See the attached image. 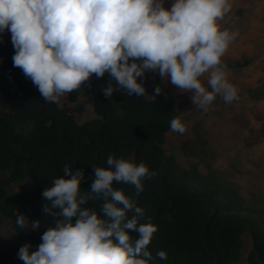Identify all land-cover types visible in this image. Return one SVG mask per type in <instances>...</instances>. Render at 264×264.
<instances>
[{
  "label": "clouds",
  "instance_id": "clouds-1",
  "mask_svg": "<svg viewBox=\"0 0 264 264\" xmlns=\"http://www.w3.org/2000/svg\"><path fill=\"white\" fill-rule=\"evenodd\" d=\"M231 11L232 0H171L170 7L165 0H0V33L10 32L13 66L45 102L58 103L83 85L90 87L93 76L100 79L106 73L107 85L101 88L105 97L120 89L146 97L142 78L154 72L179 92L192 93L191 103L207 112L218 95L226 103L238 99L222 62L237 36L220 23ZM206 73L207 87L201 80ZM155 93H160L157 87ZM170 128L186 131L179 118L170 121ZM106 164L91 166L90 190L81 188L84 170L68 165L44 188L42 214L54 226L43 232L37 250L30 252V244L19 248L24 264L153 261L148 246L157 227L150 218L140 223L144 210L114 185L133 186L138 196L143 181L157 173L143 162L113 155ZM90 201H100L99 210L82 207ZM14 215L18 228L39 229L40 220L29 222L16 209ZM156 256L167 259L164 251Z\"/></svg>",
  "mask_w": 264,
  "mask_h": 264
},
{
  "label": "trees",
  "instance_id": "trees-1",
  "mask_svg": "<svg viewBox=\"0 0 264 264\" xmlns=\"http://www.w3.org/2000/svg\"><path fill=\"white\" fill-rule=\"evenodd\" d=\"M13 55L11 34L6 30L0 33V215L14 225L17 253L25 244L31 245L30 252L37 250L43 232L54 226L51 217L42 214V191L53 178L63 175V167L82 168L81 188L90 190L91 166L107 168V157L113 155L143 162L157 173L143 181L138 196L133 186L114 185L144 210L140 223L150 218L157 227L148 246L153 256L150 264H231L242 257L246 264H264V201L213 182L195 166L184 167L165 153L170 121L178 116L159 80V94L148 81L146 97L129 96L120 89L107 98L101 88L107 85L108 74L100 79L93 76L90 87L85 84L66 94L70 103H77L83 94L95 115L79 124L74 114L83 113V104L59 107L45 102L31 80L13 66ZM222 62L227 69L242 70L253 57L222 58ZM258 95L251 88L244 92L247 103L263 101ZM24 123L31 124L28 131L20 130ZM14 183H21V190L6 195ZM89 203L82 207L99 210L100 201ZM14 209L26 214L29 222L40 220L39 229L18 228ZM244 234L249 238L248 250L243 249ZM158 251H164L167 259L157 257ZM17 253L0 248V264H24Z\"/></svg>",
  "mask_w": 264,
  "mask_h": 264
},
{
  "label": "rangeland",
  "instance_id": "rangeland-1",
  "mask_svg": "<svg viewBox=\"0 0 264 264\" xmlns=\"http://www.w3.org/2000/svg\"><path fill=\"white\" fill-rule=\"evenodd\" d=\"M170 4L165 1L166 7ZM220 23L237 33L222 58L253 57L247 68L227 69V78L237 88L238 99L226 103L218 95L205 112L191 103L192 93L179 92L158 73L147 72L142 79L144 84L149 81L156 85L155 88L159 87L156 80L164 85L178 118L186 126L182 136L172 130L167 132L163 144L165 153L174 156L184 167L195 166L203 177L212 178L213 182L264 201V0H232V11ZM201 80L207 87L208 74ZM247 88L258 92L263 101L247 103L244 96ZM76 104L84 106L82 114H74L79 124L95 117L83 94L77 103H70L67 95L57 103L59 107H75ZM30 128L29 123L20 124V130ZM184 145L187 148H183ZM21 187V183L10 185L6 195L19 192ZM242 240L243 249L248 250V236L242 235ZM15 241L17 236L11 219L0 215V248L17 253L13 247ZM231 264L246 262L242 257L239 263Z\"/></svg>",
  "mask_w": 264,
  "mask_h": 264
},
{
  "label": "crops",
  "instance_id": "crops-1",
  "mask_svg": "<svg viewBox=\"0 0 264 264\" xmlns=\"http://www.w3.org/2000/svg\"><path fill=\"white\" fill-rule=\"evenodd\" d=\"M168 4H169V2H171V0H165ZM262 59H264V58H262Z\"/></svg>",
  "mask_w": 264,
  "mask_h": 264
}]
</instances>
